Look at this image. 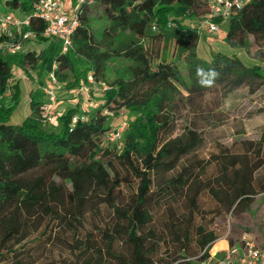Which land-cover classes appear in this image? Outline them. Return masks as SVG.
<instances>
[{
	"label": "trees",
	"instance_id": "trees-1",
	"mask_svg": "<svg viewBox=\"0 0 264 264\" xmlns=\"http://www.w3.org/2000/svg\"><path fill=\"white\" fill-rule=\"evenodd\" d=\"M36 1L0 0L6 6L0 15L21 11L30 18V29L37 34V40L44 42L37 53L24 46L15 55L0 54V264H36L34 253L38 246L31 243L47 237L46 229L53 221L72 224L83 219V208L95 191L105 192L116 221L102 234L103 246L84 264H201L209 256L208 249L197 257L192 255L194 262L183 257L164 263L157 256L161 239L146 229L152 223L153 203L160 198L159 195L152 199L155 192L151 172L164 166L174 168L200 142L192 129L172 137L175 100L182 95L181 90L194 94L207 89L197 82V66L215 68L220 73L215 83H224L230 89L251 87V82L260 77L257 67H248L235 57L219 53H212L209 62L197 56L198 33L187 29L182 17L196 15L201 7L204 14V0H83L78 4L74 0L78 25L72 45L64 54L59 40L41 36L45 23L33 16L32 5ZM95 8L109 23L103 32L105 50H101L103 43L91 28ZM152 23L156 24L154 31L150 28ZM227 23L223 41L228 46H243L247 35L264 43V0L248 3ZM125 33L127 36L116 45ZM169 43L173 45L172 58L166 54ZM112 52L131 60L128 77L117 78L103 92L96 107L78 113L80 108L74 105L61 114L58 130H47L40 114L43 92L35 89L29 92L30 114L21 124L10 123L21 98L19 80L10 84L12 61L19 67L29 64L38 74L53 71L55 77L62 78L72 70L77 56L83 55L92 66L77 75L76 84L86 78L88 70H94L95 77L102 74ZM6 91L10 94L3 97ZM121 112L134 115L123 132L117 153L114 146L101 145L109 130V117ZM73 115L77 116L74 123ZM104 156L116 158L136 180V185H131L129 202L115 200V191L123 182L128 184L129 179L114 171L110 160L103 162ZM167 160L170 162L165 163ZM253 169L256 168L240 165L228 180L233 188L230 207L249 205L255 193ZM225 174L220 176L224 182ZM191 175L182 168L161 185L165 188L160 194L165 195L169 188H183ZM259 189L264 191V182ZM217 196L222 200V196ZM42 225L45 228L38 236L31 237ZM196 235L200 251L205 246L210 248L217 239L213 231L201 227L196 229ZM185 239L184 247H190ZM79 249L85 251L89 247Z\"/></svg>",
	"mask_w": 264,
	"mask_h": 264
},
{
	"label": "rangeland",
	"instance_id": "rangeland-1",
	"mask_svg": "<svg viewBox=\"0 0 264 264\" xmlns=\"http://www.w3.org/2000/svg\"><path fill=\"white\" fill-rule=\"evenodd\" d=\"M203 9L201 7L197 10L196 15L182 17L187 29H196L198 33L197 56L206 62L211 60L212 53L235 57L248 67H257L260 77L251 82V87L242 85L230 89L224 83H215L213 87L194 94H188L182 89V95L176 98V120L172 137L183 135L187 129H192L200 138V142L188 154L182 156L174 168L167 169L164 166L151 172L152 190L155 192L152 199L158 198L159 195L160 198L153 203L152 223L146 229L153 230L154 237L161 239L157 256L164 263H174L175 258L183 257L194 262V257L204 249L210 252L215 251L213 248L217 247L218 253L228 245L241 244L248 240L264 245V191L259 189L264 182V43L247 35L243 46H228L223 41L228 31V23L221 24L218 31L210 34L205 32V28L199 27ZM3 11H6V6L0 4V13ZM12 14L18 17L24 15L19 10L13 11ZM108 27V21L102 16L99 8H95L91 17V28L103 43L101 50L106 49L107 42L103 41V32ZM125 36L126 33L122 34L116 40V45ZM43 43L35 38L24 42L23 47L37 53ZM172 49L173 45L167 44L166 54L169 58L174 57ZM77 58L72 70L66 71L62 78L56 77L59 87L55 89L54 122L45 124L47 130H58L61 114L74 105L79 106L78 113L94 107L102 99L103 92L110 88L117 78L128 77V68L132 63L131 60L112 52L104 65L103 73L95 77L96 85L93 87L87 83L86 78L74 84L77 75L92 66L91 61L83 55ZM10 66L13 73L10 84L18 79L21 87L19 104L10 118V123L18 125L31 112L29 92L35 89L42 92V87L49 85L50 81L48 73L38 74V70L29 64L19 67L12 61ZM9 94L10 91H6L3 97ZM44 97L43 95V100ZM226 101L228 107H224ZM40 114L42 116L41 109ZM133 115L129 112H123L122 116L120 113L112 114L107 122L109 130L104 137L109 131L120 128L123 122L128 125ZM74 118L75 115L72 116L71 122ZM101 146L113 148L105 139ZM120 150L117 149L116 152L119 153ZM109 160L114 171L129 179L128 184L123 182L120 189L114 193L116 201L126 203L130 201L133 191L131 185L135 186L136 180L116 158L104 156L103 162ZM234 161L235 164H232ZM240 165L256 168L253 169L252 181L255 193L248 206L230 207L233 188L228 184V180ZM182 168H187V171L192 173L188 184L178 191L169 188L170 191L165 195L160 194V190L165 188L162 189L161 185L176 176ZM224 172L226 182L220 177ZM218 191H221V194H218ZM217 195L222 196V200H219ZM83 210V219L72 221V224L61 220L53 221L46 229L47 237L41 236V241L31 243L38 246L37 252L34 253L36 264H84L85 260L96 253L98 247L103 246L102 234L107 228L111 229L116 221L105 192L90 193ZM198 227L213 231L216 235L217 239L210 248L205 246L200 251L196 245ZM44 228L45 225H42L31 237L38 236ZM185 237L188 238L190 247H184ZM82 246H88L89 249L82 251L79 249Z\"/></svg>",
	"mask_w": 264,
	"mask_h": 264
},
{
	"label": "built area",
	"instance_id": "built-area-1",
	"mask_svg": "<svg viewBox=\"0 0 264 264\" xmlns=\"http://www.w3.org/2000/svg\"><path fill=\"white\" fill-rule=\"evenodd\" d=\"M82 1L76 0V3ZM204 1L207 11L201 16L199 27L205 28V32L210 34L218 31L221 24L227 23L235 13L254 0ZM73 4L74 0H38L32 5L33 16L45 23L41 36L59 40L62 54L71 47L72 35L78 25ZM30 26L31 20L27 15L21 18L13 14L0 15V54L15 55L22 51L24 42L35 39L37 34L30 29ZM150 28L156 30V24L152 23ZM55 67L56 62L53 64V69ZM48 74L50 84L42 87L45 97L40 107L45 124L54 122L55 89L59 87L53 71ZM86 80L89 85L93 87L96 85L94 70L91 69L87 73ZM97 105L98 103L94 107ZM120 115L122 116L123 113L121 112ZM76 120L77 116L73 119V123ZM126 126V122H123L120 128L109 131L105 137L106 142L120 149ZM201 264H264V245L251 240L241 244H231L218 253L209 252V256Z\"/></svg>",
	"mask_w": 264,
	"mask_h": 264
},
{
	"label": "clouds",
	"instance_id": "clouds-1",
	"mask_svg": "<svg viewBox=\"0 0 264 264\" xmlns=\"http://www.w3.org/2000/svg\"><path fill=\"white\" fill-rule=\"evenodd\" d=\"M196 76L198 84L203 88H211L215 85L220 73L215 68L205 69L202 66H197ZM228 102H225L224 107H228Z\"/></svg>",
	"mask_w": 264,
	"mask_h": 264
},
{
	"label": "crops",
	"instance_id": "crops-1",
	"mask_svg": "<svg viewBox=\"0 0 264 264\" xmlns=\"http://www.w3.org/2000/svg\"><path fill=\"white\" fill-rule=\"evenodd\" d=\"M22 16H23V15H22ZM220 245H221V244H220ZM216 248H217V247H216ZM216 248H213V249H215V251H211V250H210V253H212V254H213V253H216V252H217V249H216Z\"/></svg>",
	"mask_w": 264,
	"mask_h": 264
}]
</instances>
